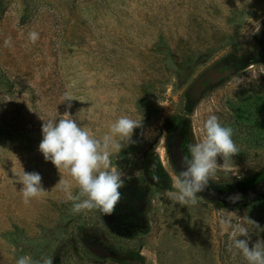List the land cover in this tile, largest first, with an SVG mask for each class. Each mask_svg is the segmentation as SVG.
<instances>
[{"label": "rangeland", "instance_id": "1", "mask_svg": "<svg viewBox=\"0 0 264 264\" xmlns=\"http://www.w3.org/2000/svg\"><path fill=\"white\" fill-rule=\"evenodd\" d=\"M65 111L97 138L122 114L142 120L111 156L126 173L111 215L74 214L38 150L40 118ZM209 115L239 152L181 205L166 195L181 142H197ZM22 169L41 175L44 197L23 202ZM260 171L264 0H0V264H247L229 245L236 225L264 243V179L242 185Z\"/></svg>", "mask_w": 264, "mask_h": 264}, {"label": "clouds", "instance_id": "2", "mask_svg": "<svg viewBox=\"0 0 264 264\" xmlns=\"http://www.w3.org/2000/svg\"><path fill=\"white\" fill-rule=\"evenodd\" d=\"M38 38L35 31L28 34L31 43H35ZM4 46L11 47V40L6 39ZM72 100L70 94L65 93V101ZM67 107L70 109L71 104L68 103ZM83 111L85 109L79 112ZM40 119L42 140L38 150L44 160L51 162L61 174L56 187L64 193L66 201L72 202L71 211L78 214L97 210L104 215H111L122 198L120 189L124 186L126 176L122 169L112 166L111 156L113 152H121L124 144L129 146L136 143L133 140L134 131L143 127L142 120L122 114L110 123L107 133L97 138L79 124L69 111L58 117ZM200 132L201 138L188 145V156L182 162V170L174 174L172 190L166 193L170 200L181 205H195L198 202L197 193L207 188L209 179L217 171H230V161L239 152L232 139V128L222 125L216 115H209L202 122ZM218 157L222 158V164H218ZM63 173L71 178V182L64 178ZM152 179L159 182L155 174ZM41 181V175L36 172L27 173L22 169L17 174L16 183L23 186L19 192L25 204L46 195L48 191L44 190ZM73 186L76 188L75 193ZM248 222L261 228L251 219ZM231 240L229 250H238L247 264H264V243L259 240L250 243L247 228L236 225ZM16 264H53V260L43 257L36 261L29 256H22L16 260Z\"/></svg>", "mask_w": 264, "mask_h": 264}, {"label": "trees", "instance_id": "3", "mask_svg": "<svg viewBox=\"0 0 264 264\" xmlns=\"http://www.w3.org/2000/svg\"><path fill=\"white\" fill-rule=\"evenodd\" d=\"M181 150L184 158L188 156V146L184 140L181 142ZM262 179H264V171H260L253 175L250 179L243 181L242 185L245 189H251L255 185L259 184ZM220 190L223 192L228 191V189L222 187Z\"/></svg>", "mask_w": 264, "mask_h": 264}, {"label": "flooded vegetation", "instance_id": "4", "mask_svg": "<svg viewBox=\"0 0 264 264\" xmlns=\"http://www.w3.org/2000/svg\"><path fill=\"white\" fill-rule=\"evenodd\" d=\"M262 180H263V179H262ZM262 180H261V181H262Z\"/></svg>", "mask_w": 264, "mask_h": 264}]
</instances>
